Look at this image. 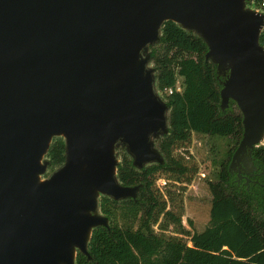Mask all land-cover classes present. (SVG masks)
Wrapping results in <instances>:
<instances>
[{
  "label": "water",
  "instance_id": "water-1",
  "mask_svg": "<svg viewBox=\"0 0 264 264\" xmlns=\"http://www.w3.org/2000/svg\"><path fill=\"white\" fill-rule=\"evenodd\" d=\"M254 2L0 0V264L90 260L94 230H110L100 198L137 200L142 186L119 181L117 148L137 169L164 163L157 140L170 107L149 48L167 21L205 42L220 109L233 101L242 116L228 171L252 176L264 139V11ZM57 137L64 162L47 175Z\"/></svg>",
  "mask_w": 264,
  "mask_h": 264
},
{
  "label": "trees",
  "instance_id": "trees-1",
  "mask_svg": "<svg viewBox=\"0 0 264 264\" xmlns=\"http://www.w3.org/2000/svg\"><path fill=\"white\" fill-rule=\"evenodd\" d=\"M260 43L264 46V34ZM150 50L156 89L170 107L169 133L157 140L164 163L137 169L129 155L122 152L117 176L124 185L142 184L137 200L100 198V210L109 217L110 230L95 229L88 246L91 259L78 253L76 264H264L263 148L253 150L255 164L263 170L259 183L248 189L232 181L228 164L242 135V116L238 109L231 111L233 101L221 111V83L215 65L205 59V42L196 33L167 21L160 41ZM178 77L182 78V92L167 94L165 89L173 87ZM193 133L232 136L236 145L222 162L217 180L208 184L212 194L209 224L190 234L182 225V205L167 208V199L156 180L165 176L176 183L191 182L198 165L185 154ZM64 151L63 138H54L46 155L50 171L64 162ZM170 200L174 204V198L170 196ZM115 206L125 210L123 214L130 222L124 226L113 223L111 207ZM139 213L141 223L134 227ZM161 216L160 226H175L176 232L190 235V244L181 236L156 233L153 224Z\"/></svg>",
  "mask_w": 264,
  "mask_h": 264
},
{
  "label": "rangeland",
  "instance_id": "rangeland-1",
  "mask_svg": "<svg viewBox=\"0 0 264 264\" xmlns=\"http://www.w3.org/2000/svg\"><path fill=\"white\" fill-rule=\"evenodd\" d=\"M248 6L255 8L254 3H249ZM149 51H151L150 48ZM149 65L154 67L152 60H150ZM230 109L231 111H237L238 108L235 103H231ZM235 145L236 138L232 136L223 137L193 133L189 146L187 147V153L185 154L190 156L198 165V170L191 182L181 184L167 179L165 176L157 178L156 185L167 199V208L175 206L173 209H177L179 205H182V225L190 234L202 231L209 224L212 194L208 184L210 181L217 180L218 171L222 162L228 157V152L231 151ZM122 152H126L124 148H117L119 158ZM50 172L51 171L48 170L47 175ZM232 181L237 183L234 177H232ZM240 184L249 189L252 183L250 185ZM170 196L174 198V204H172ZM170 203L171 205L169 206ZM111 208L115 214L113 223L124 226L127 222H130L129 216L123 214L125 210L121 209V206ZM161 220L162 216L157 223L153 224V229L156 233L181 236L190 244V235L176 232V228L173 225H169L168 227L160 226ZM133 222L134 227L140 225L141 213L138 214Z\"/></svg>",
  "mask_w": 264,
  "mask_h": 264
},
{
  "label": "flooded vegetation",
  "instance_id": "flooded-vegetation-1",
  "mask_svg": "<svg viewBox=\"0 0 264 264\" xmlns=\"http://www.w3.org/2000/svg\"><path fill=\"white\" fill-rule=\"evenodd\" d=\"M257 168L258 169L256 171H253V170L250 171L252 176L245 175L246 174L245 171L242 170L241 171L242 177L239 178V180H238L236 172H232L231 175L236 179L238 184H240V183H243V184H246V185H250L251 183L252 184H256V183H259L258 177H260L263 174V170L260 169L258 166H257ZM247 179H249V180L247 181Z\"/></svg>",
  "mask_w": 264,
  "mask_h": 264
},
{
  "label": "built area",
  "instance_id": "built-area-1",
  "mask_svg": "<svg viewBox=\"0 0 264 264\" xmlns=\"http://www.w3.org/2000/svg\"><path fill=\"white\" fill-rule=\"evenodd\" d=\"M254 3H255L256 9L264 11V0H255ZM262 34H264V28H263ZM182 90H183L182 78L178 77L176 82H175V84H174V86L166 88L165 92L167 94H171L173 92H182ZM261 148H263V150H264V139H263V142L261 143Z\"/></svg>",
  "mask_w": 264,
  "mask_h": 264
}]
</instances>
